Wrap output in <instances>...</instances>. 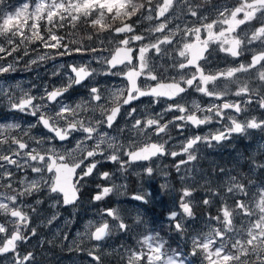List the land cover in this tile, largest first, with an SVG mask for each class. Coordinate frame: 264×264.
<instances>
[{"label": "snow or ice", "instance_id": "snow-or-ice-1", "mask_svg": "<svg viewBox=\"0 0 264 264\" xmlns=\"http://www.w3.org/2000/svg\"><path fill=\"white\" fill-rule=\"evenodd\" d=\"M213 11L215 16L210 18L197 0H24L16 7L0 0V75L17 71V65L36 52V47L51 51L30 59L29 70L57 56L78 54L82 58L80 64L60 66L67 68L66 83L45 85L39 95L21 89L16 96L0 87V96L7 99L11 112L34 118L24 126L0 122V264H38L36 253L26 246L38 235L32 221L45 202L42 194H47L52 208L75 206L88 178L105 161L126 171L136 162L171 156L180 174L182 169L187 173L189 165L195 169L192 162L198 160L201 144L213 148L234 136L251 137L253 130L264 139V116L240 118L254 103L264 110V0H234L214 6ZM142 21L154 23L142 28ZM80 25L89 29L86 41L72 38L68 31L60 34ZM257 41L259 51L251 47ZM213 44L216 47L211 51L232 58L250 52L251 59L247 64L213 69L208 66ZM86 56L91 60L84 61ZM92 61L104 66L101 74L121 78L123 86L109 90L93 83L97 70L91 67ZM251 70H256L261 83L250 88L245 82L234 92L236 97H247L244 106L223 100L228 94L226 85L217 90V82H238L233 80L237 73ZM77 86L87 88V97L70 102L66 94ZM189 89L223 102L206 108L193 103L190 108L183 102ZM144 98H148V107L167 104L146 117L139 109ZM168 113L174 114L170 120L165 119ZM214 121L220 124L215 131L185 137L179 151L169 146L172 128L183 135L189 126L199 128ZM37 128L44 131L33 134ZM246 162L247 175L219 168V174L228 178L215 186L204 174L202 201H195V186L182 187L168 220L170 230L183 237V246L166 248L160 234L151 232L137 240L138 246L111 247L106 241L129 233L131 227L120 209L105 208L82 234L94 243L84 247L74 243L70 250L82 252L88 264H105L109 256L118 264H264V180L258 183L253 176L264 175V143ZM143 171L148 177L154 173L152 166ZM98 175L107 181L113 174ZM187 178V174L180 176L182 181ZM121 187L97 185L92 200L102 201ZM161 190L167 193L168 185L137 192L131 198L146 205ZM214 202L219 205L215 215L209 211L205 216L208 231L190 233L187 223L195 219L196 204L210 208ZM58 218L59 212H53L46 223L52 225ZM134 223H143L139 213ZM62 239L69 237L64 234Z\"/></svg>", "mask_w": 264, "mask_h": 264}, {"label": "rangeland", "instance_id": "rangeland-1", "mask_svg": "<svg viewBox=\"0 0 264 264\" xmlns=\"http://www.w3.org/2000/svg\"><path fill=\"white\" fill-rule=\"evenodd\" d=\"M23 2L24 0H8V4L12 7L19 6ZM197 2L201 4L204 11L210 18H212L215 16V12L213 11L214 6L226 3L231 4L234 0H197ZM145 22L150 23L149 21ZM241 27L243 28L244 26ZM77 30L78 27L75 30L65 29L62 30L60 34L63 35L65 31H68L72 38L81 40L80 33H78ZM237 31L239 32L240 29ZM81 36L87 38V34ZM30 47H36V45H30ZM251 47H253L256 51H259V48H261L260 42L257 41ZM48 51L51 50L36 47V52H31L29 56H25L17 65V71L0 75V87L9 89L16 96L21 95V89L24 91H30L33 95H39L45 85L58 86V83L57 81H54V78H59L58 81H61L62 83L63 80H66L65 72L67 71V68H61L60 66L62 64L67 66L68 64H80L82 62V58L78 54L63 57L57 56L55 59L45 61L39 66L32 65L31 70H29L27 67L28 61L35 58L37 54H44ZM244 54L252 55L250 52H245ZM83 60L89 61L91 60V56H86ZM8 61L11 62L12 57H8ZM93 64L99 63L92 61L91 65ZM53 72H56L57 75H52ZM256 75V70H251L245 74L242 72L240 75H236L234 80H238V82H234V84L230 87V92H227L228 94L226 95V98L233 96L236 97L234 92L245 82L249 84L250 88H255L259 85L261 82L256 79ZM226 98L224 100H226ZM244 99L246 100L247 97L245 96ZM2 114L5 115V120L8 122H19L22 126H24L26 122H33L32 119H34L33 117L24 115L23 113L11 112L8 108V101L4 96H0V115ZM247 114L248 116L255 115L256 117H261L264 116V110L259 109L254 103L249 106ZM1 118L2 117L0 116V119ZM4 121H2V119L0 120V122ZM41 131L44 130L39 129L37 131V129H34L33 134H39ZM249 141L250 146L246 149L245 153H240L230 147L227 150L220 149L210 154H202L201 156L204 157L198 159L196 162H192L196 166L195 169L191 168V165H189L187 173L184 169H182L180 174H177L176 172L180 184L182 187L186 185L195 186V201L199 202L205 198V191L200 187V185L203 184L204 174H207L208 177L211 178L213 186L217 183H222L228 178L227 175L219 174V168L234 170L232 174L240 173L241 175H247V158L255 152L259 144L264 143V139H262L261 133L253 130V134L249 137ZM213 160H216V162ZM214 169L216 170L215 174L213 173ZM185 174H187L188 178L182 181L180 176ZM253 176L258 183L259 181L264 180V175L253 174ZM161 177L167 179L168 181L156 185L155 187L160 188L161 185L166 184L168 185L169 191L165 193L161 190V194L157 195L147 206L131 202V199L129 198L133 193V189L136 190V193L141 191H157L153 188L152 184L147 185L143 183L140 177H137L132 181L129 180L126 183H110V181L105 182V185L115 184L122 186L118 192L110 194L108 199L111 204L114 205V208L120 209L121 214L131 227V231L127 234L114 235L106 241L107 245L116 247L117 249H119L120 245L138 246L137 240L141 237L151 232H158L161 238L167 242L166 248L170 247L171 249H175L177 245L183 246V237L177 236L176 233L170 230L168 220L169 211L175 210L173 202L174 198L178 201L180 192L178 188L171 184L172 181L170 174L162 173ZM98 179V177L89 178L87 184L81 190H84L88 186L98 184L96 183L98 182ZM91 181H94L95 183H91ZM130 188H132V190ZM253 191L255 190L253 189ZM46 196V193L42 194L41 198H44L45 202L38 206L39 212L33 217L32 221V225L37 228L38 235L37 237L31 239L26 246L27 249L36 253L38 264H88V258L82 252L70 250V246L75 243L84 247L90 243H94L90 242L86 235L82 234L86 232L90 221H98L100 219L98 214L102 210L98 211L96 207L91 204L88 206V211H84L83 208L85 206V200L81 201L73 209H65L63 206L52 208L50 207L51 200L47 199ZM28 202L32 203L33 198H29ZM229 203H231V201H229ZM202 205V203H197L195 207H200ZM213 207L217 209L219 205L214 202V205L210 207V209ZM56 211L59 212V218L54 221L52 225H48L46 223V218L50 217L53 212ZM137 213H139L143 218V223L139 225L134 223ZM148 216L149 219L147 220L146 218ZM237 227H240V225L237 224ZM187 229L193 234L206 233L208 231V226L205 223L204 217L199 218L195 216L194 220L187 223ZM64 234L68 235V240L62 239ZM44 240H51L53 243L43 244L42 242ZM176 240L179 241L177 243L180 244H176ZM170 243L174 244L171 245ZM106 260L111 263L118 264V261L111 256L107 257L105 261Z\"/></svg>", "mask_w": 264, "mask_h": 264}, {"label": "flooded vegetation", "instance_id": "flooded-vegetation-1", "mask_svg": "<svg viewBox=\"0 0 264 264\" xmlns=\"http://www.w3.org/2000/svg\"><path fill=\"white\" fill-rule=\"evenodd\" d=\"M177 21H175L176 23ZM146 24L142 25V28H147L150 27L154 22H145ZM146 25V26H145ZM216 45L213 44L211 45L210 48V55H208V61H209V67L215 69L217 67L224 69L226 67H230V66H238L239 63H245L247 64L250 59H251V55H246L243 54L241 57L239 58H232L230 56H226V54L224 53H220L217 51H211L212 48H215ZM260 50V48H259ZM151 55V54H149ZM162 62V61H161ZM92 68L97 70V74L95 76V79L93 81V83L98 84L102 89H109V90H114L117 87H122L123 86V81L121 80V78L116 77V76H105L103 74H101L104 70V66L103 65H99V64H93L91 65ZM143 79V78H142ZM234 80V78H233ZM66 80H63V83H66ZM87 83V81H86ZM218 85L220 86L219 88H224L226 85V89H229L234 82L232 81H219L217 82ZM210 88H212V85H209ZM217 88V89H219ZM69 97L70 102H79L81 100V98H86L87 97V88L86 87H79L77 86L76 88L70 90V92L66 95ZM147 99L148 98H144V103L139 104V109L142 113H145L146 117H150L152 115H154L156 112H160L162 111V109L166 106L167 102H163L161 104L155 105L153 107H148L147 105ZM231 98H226V100H230ZM232 101L234 102H241L243 100H236L234 98H232ZM183 102H186V105L188 107H192L193 103L199 104L201 107L206 108L208 105L215 103V104H221L223 101L222 100H216L212 97H207L204 96L201 93L195 92L192 89H189L188 93L184 94V100ZM193 110H195L193 108ZM200 116L205 115L206 113H197ZM88 115H91V113H88ZM99 112L96 113V116H99ZM174 114L173 113H168L165 116L166 120H170L172 119V116ZM246 115L245 113H242L240 115V118L243 119ZM120 125L123 126L124 122L123 120L119 121ZM220 127L219 123H216L215 121L212 124H207V125H203L199 128H194V127H187L184 130V134L180 135L179 132L172 128L171 129V135L173 136V140L169 142V146L171 147L172 150H180V144L181 142L185 139V137H189L192 136L194 134H199V135H206L207 133H209V131H215L217 128ZM39 130V128H37V131ZM34 131V129L32 130ZM110 134L115 136L116 133L115 132H111L110 130ZM125 135H128L127 133ZM135 134L133 133V136ZM234 137H237L238 140L233 141ZM232 138L231 141H225L223 142L221 145H218L216 147L213 148H208L205 145L201 144L198 146L199 154L202 153H210L213 152L215 150H217V148H219L220 146H224L226 144H232L235 143V145L240 144V142H242L245 145V141H246V137L243 136H234ZM157 138L156 137H152V140L155 141ZM139 141L141 143L145 142V138L143 136L139 137ZM121 142H123V138H121ZM168 147V146H166ZM169 156H165V157H156L154 159H152L151 161L147 162V163H134L131 164L130 166L127 167L126 171H120L118 170V165L114 164L110 161H105L104 163H102L100 166H98V172L97 174H95L93 177H98L99 172H109L112 173V178L110 180V183H126L129 180H134L137 177H140V179L143 181V183L145 182H151L154 180V178H156L157 181L162 180L163 183L166 182V179L158 177V175L162 172L165 171V169H168L169 166V162L166 158H168ZM180 159V157H179ZM147 166H152L154 169V173L151 177H148L146 174H144V168ZM90 177V178H93ZM134 177V178H133ZM89 179V178H88ZM96 181V180H95ZM98 184L100 185H104L105 184V180L102 179H98L97 180ZM132 190V188H130ZM134 190V189H133Z\"/></svg>", "mask_w": 264, "mask_h": 264}, {"label": "trees", "instance_id": "trees-1", "mask_svg": "<svg viewBox=\"0 0 264 264\" xmlns=\"http://www.w3.org/2000/svg\"><path fill=\"white\" fill-rule=\"evenodd\" d=\"M78 33H83V34H85V33H87L88 31H89V29L87 28V26H84V25H80V26H78ZM86 41V40H85ZM170 175H171V178L173 179V181H174V185H175V187L176 188H178L179 189V192H180V194H181V186H180V183H179V180H178V176H177V174H176V172H175V168H174V166H172V168H171V173H170ZM92 198V197H91ZM91 203L93 204H96L97 205V207H99V209H103V208H107L106 206H101V204L99 203V202H94L92 199H90V202H87V205H91ZM111 207L112 208H114V206L113 205H111ZM202 207H204V208H199V213H202V214H197L196 216H206L207 215V213L209 212H207V210L205 209V208H207L206 206H204V205H202ZM211 212V211H210ZM147 219V218H146ZM149 219V218H148ZM147 219V220H148ZM105 264H114V263H111V262H109L108 260H106L105 261Z\"/></svg>", "mask_w": 264, "mask_h": 264}, {"label": "water", "instance_id": "water-1", "mask_svg": "<svg viewBox=\"0 0 264 264\" xmlns=\"http://www.w3.org/2000/svg\"><path fill=\"white\" fill-rule=\"evenodd\" d=\"M64 207H71V206H64Z\"/></svg>", "mask_w": 264, "mask_h": 264}]
</instances>
